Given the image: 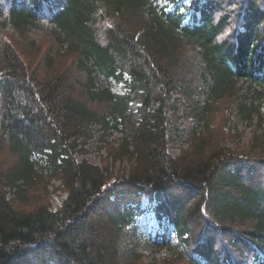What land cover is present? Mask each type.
<instances>
[{"label": "trees", "instance_id": "obj_1", "mask_svg": "<svg viewBox=\"0 0 264 264\" xmlns=\"http://www.w3.org/2000/svg\"><path fill=\"white\" fill-rule=\"evenodd\" d=\"M156 1L60 0L54 11L51 0H0L3 28L49 27L58 53L75 56L48 77L50 53L31 64L0 44V148L15 160L3 174L15 196L0 191V264H140L137 220L148 211L176 262L264 264V134L251 143L258 157L197 128L186 130L189 151L168 153L178 103L206 128L225 98L243 122H264V0ZM93 125L122 134L113 160L133 159L127 177L75 156ZM43 170L66 195L55 211L28 191Z\"/></svg>", "mask_w": 264, "mask_h": 264}, {"label": "rangeland", "instance_id": "obj_2", "mask_svg": "<svg viewBox=\"0 0 264 264\" xmlns=\"http://www.w3.org/2000/svg\"><path fill=\"white\" fill-rule=\"evenodd\" d=\"M170 1L172 0H157L155 3L161 7H168L171 4ZM175 1L177 2V0ZM188 3V0H183L182 5L187 6ZM51 4L54 11L61 9L63 5L60 0H51ZM23 33L9 27L3 28L0 23V44L6 42L11 44L31 64L42 59L43 55H46L47 52L50 53L54 61L51 64V70L46 71L43 67L40 69V72H47L46 76L48 77L60 76L63 73L69 72L74 67L72 62L75 56L67 53L65 49L58 53L54 34L49 27H43L38 32L32 30L26 31L25 34ZM95 85L98 89L109 88L116 95L122 94L124 88L123 84H115L113 81L106 83L101 77L96 78ZM178 100L179 96L174 94L173 101ZM177 108L179 109L180 117H174V123L170 125L168 131L170 138L168 153L172 158L179 157L184 151H189L188 147L191 141L186 131L188 128H197L198 131L204 133L207 142L225 145L233 155L259 156L258 153H255L251 149V143L255 135L262 136L264 134V122L260 125L256 116H254L250 123L243 122L236 110L235 98H225L210 107L206 121L207 128L204 124L203 126L202 124L198 125L191 118L186 119L190 114V109L186 106L178 103ZM260 112L264 118V107ZM259 127L262 129L260 130ZM90 129L92 130V137L86 145L80 140V145L75 154L77 159H85L99 168H107L112 181L117 176L124 175L127 177L132 166L131 164L134 162L133 159H131V162L128 159L124 161L113 160L116 150L119 149L118 146L122 139V134L114 131L111 135H105L99 125H93ZM14 161L11 154L0 148V191L2 190L5 193L8 200L14 198L15 191H11L10 188L5 187L3 174L11 167ZM37 173L40 174L39 172ZM42 175L41 183L37 182L31 185L28 191L31 195L36 194L37 196L46 197L50 209L57 210L61 207L66 196L63 187L58 180L47 176L45 171ZM143 207H147V201H144ZM137 225L140 228L139 233L141 235L138 248L142 257L140 264H185L184 262L174 261L170 247L162 248L161 246H164L162 245L164 242L157 241V236L163 235L165 230L156 221L151 212L148 211L138 219ZM167 234L168 240H171L173 238L172 230L168 229Z\"/></svg>", "mask_w": 264, "mask_h": 264}, {"label": "built area", "instance_id": "obj_3", "mask_svg": "<svg viewBox=\"0 0 264 264\" xmlns=\"http://www.w3.org/2000/svg\"><path fill=\"white\" fill-rule=\"evenodd\" d=\"M169 7V6H168ZM169 8H171V7H169ZM44 172V171H43ZM40 173V172H39ZM45 173H46V171H45ZM42 174V173H41ZM55 211V210H54Z\"/></svg>", "mask_w": 264, "mask_h": 264}]
</instances>
